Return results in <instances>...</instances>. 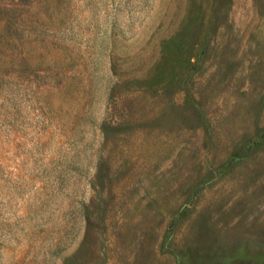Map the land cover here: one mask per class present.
<instances>
[{
	"label": "rangeland",
	"instance_id": "374dc122",
	"mask_svg": "<svg viewBox=\"0 0 264 264\" xmlns=\"http://www.w3.org/2000/svg\"><path fill=\"white\" fill-rule=\"evenodd\" d=\"M0 264H264V0H0Z\"/></svg>",
	"mask_w": 264,
	"mask_h": 264
}]
</instances>
